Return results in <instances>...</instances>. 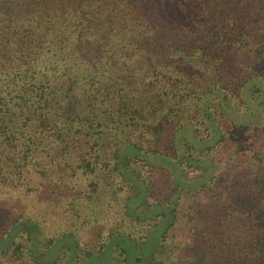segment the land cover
<instances>
[{
  "label": "trees",
  "instance_id": "1",
  "mask_svg": "<svg viewBox=\"0 0 264 264\" xmlns=\"http://www.w3.org/2000/svg\"><path fill=\"white\" fill-rule=\"evenodd\" d=\"M213 92L258 122H235ZM207 110L219 135L197 145L209 135ZM147 154L179 156L183 172L209 178L181 189ZM100 173L126 196L108 228L84 213L81 237L71 215L86 210L83 188ZM163 185L172 199L159 198ZM56 189L71 191L73 229L47 244L70 235L89 256L111 242L126 264L118 240L142 247L166 220L157 251L135 257L161 264L154 256L187 190L179 264H264V0H0V238L19 222L40 224L11 216L24 195L52 204Z\"/></svg>",
  "mask_w": 264,
  "mask_h": 264
},
{
  "label": "rangeland",
  "instance_id": "2",
  "mask_svg": "<svg viewBox=\"0 0 264 264\" xmlns=\"http://www.w3.org/2000/svg\"><path fill=\"white\" fill-rule=\"evenodd\" d=\"M219 93L220 92H213L212 95L219 96ZM221 96L224 97L221 101L223 107L228 110L227 112L229 116L235 122L246 125L258 122V114L255 112H239L232 107L230 96H225L224 93L219 97ZM204 116L209 135L207 138L197 141V145L203 146L212 143L219 135L213 112L207 110L204 113ZM187 139L189 141H195V138H193L191 133L188 132L186 135V140ZM194 152L195 153L192 152L193 156L200 154L197 150ZM145 158L158 166H164L167 168L170 171L174 182H176L181 189H194L197 185L202 184L209 178L208 174L199 177H192L193 174H201L203 168L189 166L187 168L188 170H184V173L180 166L179 160L181 158L179 156L171 158L160 154H147ZM212 172L213 170L211 168V173ZM155 177H159L158 180L161 181L160 176L155 174ZM94 180L96 184H93V186L89 184L83 188V191H86L90 197H88L85 202L84 208L86 210L79 219L74 215H71L73 225L75 226L74 229H77V232L81 237H84L89 231V226L85 229L79 227V222L83 220L84 213L88 220L91 217H97L98 219L101 217L104 218V224H107L106 228H108L110 224L109 217L112 214V210H121L122 203L120 202H124L123 199L126 196V191L120 192L113 189L111 185L115 184H111L110 181L108 182L106 175L102 176L100 173L95 176ZM163 183L168 184L165 181V178H163ZM159 189L162 191V194L159 195L160 199L166 198V194L168 195V200L172 199L170 198L171 188L163 185ZM55 193L57 194L56 199L58 202L55 200V203L49 204L48 200L41 198V200H39L41 203L38 201L37 204L34 197L29 198L30 196H28V194L24 195L25 200L23 204L21 203L22 205L11 210L12 217L17 215L15 213L22 212L32 220L39 221L40 226L38 224L34 225V223L31 222L22 221L10 227L6 234L0 238V264H119L120 255H118V249H115L117 246L111 242L108 243V246L103 253L89 256L82 254L81 250L76 245L74 237L70 235L60 236L54 239L52 243L47 244L48 239L54 236L58 231L62 232V227L67 226V230L73 229V225L65 223L67 221L65 204L71 202V199H68L71 191L68 189L64 191L61 190L60 192L59 189H56ZM181 195L182 197L180 196V198H177L178 195L174 198V201L176 198L178 200H176L177 204H173L176 220L173 226L169 227L166 238L167 240H165L163 246L164 248L158 251L157 255L154 256V260L159 261L161 264H179L181 255H183V250H186V246L183 245L182 242L185 241V238L187 237V190ZM75 203L80 206L79 203L81 204L82 202H78V199H76ZM72 211L73 209L71 212ZM166 223V220H162L153 227L149 232L146 243L142 247H133L131 245L132 243L128 240H118V245L125 247L126 264H136L135 257L137 254L143 257L144 261V258L149 256L152 252L157 251L160 237L165 229ZM32 224L33 226L31 227ZM29 227L30 230H28ZM2 250H4V252H1Z\"/></svg>",
  "mask_w": 264,
  "mask_h": 264
}]
</instances>
